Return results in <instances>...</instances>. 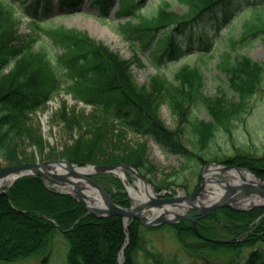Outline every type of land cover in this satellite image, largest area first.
<instances>
[{
    "label": "trees",
    "instance_id": "16d2710c",
    "mask_svg": "<svg viewBox=\"0 0 264 264\" xmlns=\"http://www.w3.org/2000/svg\"><path fill=\"white\" fill-rule=\"evenodd\" d=\"M77 1L57 0V3L60 9H72ZM91 1L103 14L115 2L117 15L130 16L117 26L121 38L132 46L137 42V49H148L147 59L152 65L160 64L164 58L174 61L178 56L200 57L208 50L211 40L192 36V28L198 25L222 28L232 17L229 12L232 5L240 3L239 0H175L182 8L177 13L164 0L156 11L146 13L138 9L147 0ZM250 1L255 5L253 12L261 11L257 0L245 2ZM51 9L49 0L30 3L0 0V158L7 164L21 163L17 150L26 142L42 144V134L33 116L64 89L75 101L92 108L91 114L86 115L75 110L68 112L63 106L56 114V119L62 120L69 131H80L72 148L62 151L61 156L69 162L128 164L143 171L144 176L155 169L148 159L146 141L127 142L126 134L131 133L150 138L167 152L204 166L211 160L199 153L209 147L216 130L246 113L247 103L261 81V66L250 58L231 57L227 52L220 55L218 66L225 70L229 88L238 95V100L222 92L207 96L198 64L178 68L173 81L159 75L140 85L131 61L105 43L62 25L39 28L37 19L44 21ZM24 15L38 26L41 36L49 37L55 63L45 46L38 42L39 32H20ZM244 35L237 41L228 39L233 51L239 42L248 39ZM37 44L40 49L36 50ZM56 47L60 52L54 50ZM184 48L196 52L183 55ZM164 103L178 118L177 128L165 124L161 116ZM198 106L210 113L212 121L205 122L192 114V109ZM48 157L54 156L50 153ZM226 163L245 166L264 179V158L235 156ZM106 175L98 176L104 188L116 202L129 206L122 182L110 177L111 186L107 185ZM170 184L173 183L154 184V188L159 191ZM85 213L75 197L50 190L41 178L32 175L19 178L7 195L0 193V262L12 263L47 254L54 238L60 236L68 248L67 264H119L121 249L122 264H140V252L154 264H180L176 258L155 257L146 251L142 233L150 230L137 220L130 221L125 228L119 216L98 218ZM196 221L203 236L232 242L203 240L186 220L176 225H161L154 231L169 229L182 250L204 256L202 264H214L213 258L219 253L227 256L223 264H264V208L238 211L224 207Z\"/></svg>",
    "mask_w": 264,
    "mask_h": 264
},
{
    "label": "rangeland",
    "instance_id": "374dc122",
    "mask_svg": "<svg viewBox=\"0 0 264 264\" xmlns=\"http://www.w3.org/2000/svg\"><path fill=\"white\" fill-rule=\"evenodd\" d=\"M29 1L30 0H26L27 3ZM50 1L55 7L52 13L44 19L45 22L41 21L37 23L39 28L62 25L67 28L83 31L89 34L95 41L105 43L113 51L120 53L123 58L131 61V64H133V74L136 75L137 82L140 85L148 83L159 75L173 81L176 73L175 71L178 68L185 64L190 67H195L198 64L200 71L203 73L204 92L207 96L214 97L222 92L228 97L238 100V95L229 88V80L227 79L225 70H222L221 67L218 66L220 55L228 52L231 57L238 55L245 56L250 58L254 64L261 66L263 68L260 78L261 81L247 103L246 113H241V115L232 119L230 124L216 130L209 142V147L203 152H200L199 155L213 162L215 161L217 164H222L223 161L226 162L235 156L246 155L255 158L264 157V0L256 1L258 5L262 6L261 11L257 12H251L249 8L251 5L243 1L240 5H238L237 2L236 4L234 3L235 6L232 5L233 8L229 10L230 14H232V20L219 30L215 29L211 31L208 27L202 25L192 28V36H204V38L206 37L211 40L210 50L206 51V53H201L202 55L200 57L196 55L194 57L185 58H182L183 56H178L174 61L164 58L160 64L153 65L147 60V55L149 54L148 49H137V42L132 46L121 38L117 26L119 23L126 22L127 18L114 15L116 6H111L107 14H101L96 6L92 5L89 0H79V4L76 8L60 11L56 8V0ZM162 1L164 0H148L144 5L140 6L138 10L146 13L156 11V8ZM167 1L171 3V8L175 12H182V8L175 0ZM251 4H253V2ZM38 20H41V18ZM132 21L136 23L135 18H133ZM38 26L31 23L28 18L23 17L20 24V32L22 34H34L40 31H37ZM244 32L246 33V37L251 34L255 35L248 40L239 42L235 47L236 50L233 51L232 48H230L228 39L234 38L237 41ZM41 35L40 32L37 33V36H39L38 42H41L45 46L48 56L52 57V61L55 63L54 53L50 50L53 48L51 46V41L48 36ZM37 48L40 49L39 44L35 46L36 50ZM54 50L60 52L57 47L54 48ZM183 51V55L196 52V50L192 48L189 50L184 48ZM56 67H59V65H56ZM60 68L62 69L61 66ZM63 106L68 112L75 110L79 113L84 112L86 115H90L92 112L90 106L81 102L78 103L66 90L61 89L53 100L49 101L44 108L38 109V112L33 116L36 127L39 128V132L42 134L43 141L42 144L39 145L27 142L21 145L17 150V154L21 155L19 160L21 163L22 161L40 163L42 161L65 159L61 156V154L64 153L62 151L72 148V144L75 142L74 140L80 136V131H69L62 120L56 119V114L59 113ZM192 114L205 122L212 121L210 113H207L203 106L194 107L192 109ZM161 116L165 124L171 128H177L178 118L172 114L167 103H164L161 108ZM126 139L127 142L129 141L130 143H141L146 141L148 159L155 170L144 176L142 171L141 175L146 180L149 178L153 181L151 185L157 194L171 192L176 195L191 196L200 186L202 180L201 174H203L205 166L196 165L195 161L188 160L179 154L175 155L169 151L167 152L164 148L157 146L150 138L139 137L127 133ZM40 148L41 151L39 150ZM49 152L55 158H49ZM54 154L60 155L61 157H56ZM8 165L9 164L0 158V167H6ZM127 175L126 181H128L130 186L138 190L136 186L137 178L132 174ZM110 177L115 178L116 176L114 174H107L104 182L111 186V182L108 180ZM215 177H218V179L222 181L228 179L229 176L225 173H217ZM168 183L173 184H170L167 189L160 188L159 191H156L154 188V184L163 186ZM11 185L9 183V186L2 187L3 191H6V194L3 192L1 193L7 195ZM46 185L50 190L62 191L49 182H47ZM112 191H116L115 187L112 188ZM124 192L128 197V193L125 189ZM128 199L129 206H138L139 202H135L132 196L128 197ZM160 207L161 206L151 207V210H157ZM147 214L151 215L152 212L148 211ZM179 223L180 222L176 224ZM164 224L173 225L172 223H163L160 224V226ZM154 229L155 228H150V231L143 232L142 238L144 239L143 245L146 251L149 253L152 252L155 257L159 255L163 258H176L180 264H202V261L205 260L202 255H190L182 250L181 246L176 241L174 233L169 229L164 228L160 231H154ZM203 240H206V238ZM214 240L209 238L207 241L218 243ZM49 249L47 254L41 256L28 257L23 260L12 261V263L2 261L0 264H67L65 258L68 248L63 238L56 236ZM139 256L140 264H154L153 260L147 258L146 254H143V252H140ZM226 258L227 256L225 257L220 253L215 254L213 258L214 264H223ZM210 262L211 261L208 263Z\"/></svg>",
    "mask_w": 264,
    "mask_h": 264
},
{
    "label": "water",
    "instance_id": "95a60500",
    "mask_svg": "<svg viewBox=\"0 0 264 264\" xmlns=\"http://www.w3.org/2000/svg\"><path fill=\"white\" fill-rule=\"evenodd\" d=\"M212 166H215L216 164L211 163ZM210 165V166H211ZM55 166H59L62 169V166L66 168L63 173L60 172H53L52 168ZM88 172L90 173H78L75 171V168H81L79 165H76L74 163H70L64 159L61 160H51V161H43L40 163H23L19 165H8L6 167H0V180L8 179L13 177L10 184L13 183L15 180H17L21 176L26 175H36L42 178L44 181L53 183L54 185L60 187L61 189H68L71 190V194H74L77 197V200L83 207L86 209L87 213L95 216V217H107V216H120L123 218V222L126 223L129 219H137L140 221L146 228H154L157 226H160L162 223H169V224H176L181 220H188L193 222V226L196 229V221H194L193 217L199 216L203 217L206 215H209L213 210H216L217 208H224V207H230L232 209H238L245 211L250 208L255 207H264V204H256L254 206H249L245 208H240L235 206L236 202L240 201L244 196L246 195H259L260 197L264 198V184H261L259 187L253 186L252 184L248 182H244L241 184H226L222 185V182L220 180L216 179L217 183H220L221 186H225V190L223 192V195L219 196L216 201H214L211 204L203 205L200 204L198 206L196 204V198L197 196L204 190V178L202 179L201 185L197 188V190L191 194V196L186 195H180V196H170V197H157V194L155 193L153 187L147 183L145 180H143L138 172L136 170L132 169L129 166L124 165H115V166H108V165H87ZM85 167V168H86ZM56 168V167H55ZM216 170L218 171H233V170H239L242 171L241 168L236 166H215ZM128 170L135 174L136 178H139L141 181L144 182L145 185H149L153 196H151L148 201H140L141 203L138 204L136 207H130V208H124L120 204L115 203L109 193L104 191L102 186L97 183L95 180H93L94 175L96 174H102L104 172L107 173H117L118 171ZM207 170V169H206ZM87 183L88 187H91L96 191L102 200V206H90L86 203V196L83 194V188L81 186L82 183ZM260 182H264L260 180ZM0 192H3L6 194V191H3L2 187H0ZM66 193H70L69 191H66ZM155 195V196H154ZM235 203V204H234ZM181 204H185L186 210H194L192 214H186L182 213L181 215H175L173 218L167 219L164 217L151 219L150 217L147 218L145 216V212L149 211L150 207H167V206H181ZM196 232H198L196 230ZM199 233V232H198ZM207 239V238H206ZM217 242H229L227 240L220 241V240H214Z\"/></svg>",
    "mask_w": 264,
    "mask_h": 264
},
{
    "label": "bare ground",
    "instance_id": "6f19581e",
    "mask_svg": "<svg viewBox=\"0 0 264 264\" xmlns=\"http://www.w3.org/2000/svg\"><path fill=\"white\" fill-rule=\"evenodd\" d=\"M55 167L52 168L53 172L55 173L57 172L63 173V171L66 170V168L63 166H62V169L59 166H55ZM75 171L78 173H82V174L90 173L88 172L87 167L86 168L84 167L83 169L75 168ZM216 172H219V171H216L215 168L211 167L203 174L205 189L202 190V192L195 199L196 204L198 206H200V204H203V205L211 204L214 201H216L219 196L223 195V192L226 187L225 186L222 187L216 184V177H215ZM228 175L229 177L227 181H229V184H232V185L241 184V183H244V181L252 184L253 186H257V187L263 184L255 176H252L247 170L229 171ZM122 178L125 179L123 175H122ZM12 179L13 177L9 178V180L8 179L0 180V187L8 186ZM242 179H244V181ZM83 185L84 186H82V188L84 189L83 194H85L86 196L85 198L86 203L93 207H95V205L102 206L103 204H102L100 195L96 191H94L93 188H86L85 187L86 184H83ZM136 186L138 187V190H136L133 186H129V192H131L132 199L135 202L148 201V199L151 196H153V193L150 187L145 185L144 182L140 181L139 179H137ZM256 204H264V198L260 197L257 194L246 195L242 199H240V201L236 202V205L240 208L254 206ZM185 210H186L185 204H181V206H173V205L171 206L170 205L165 208H160L157 210H149L152 212V214L151 215L145 214V216L147 218L150 217L151 219H156L160 217L170 219V218H173L175 215H181L182 213H185L186 212Z\"/></svg>",
    "mask_w": 264,
    "mask_h": 264
}]
</instances>
